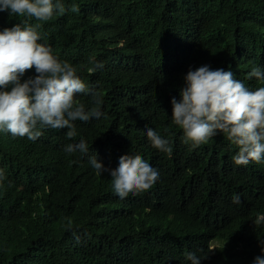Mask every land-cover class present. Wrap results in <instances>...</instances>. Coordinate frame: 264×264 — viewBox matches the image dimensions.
<instances>
[{
	"label": "trees",
	"instance_id": "obj_1",
	"mask_svg": "<svg viewBox=\"0 0 264 264\" xmlns=\"http://www.w3.org/2000/svg\"><path fill=\"white\" fill-rule=\"evenodd\" d=\"M62 2L64 14L54 15L65 25V29L55 30L59 38L56 51L62 58L72 59L81 79L91 84L93 92L100 93L103 103L99 108L104 115L88 122L76 121L73 140L66 138L67 128L41 129L43 134L36 141L26 136L9 138L0 132V168L6 176L0 184V264H191L186 258L188 252L207 256L201 264H253L256 256H264L256 248V238L264 237L263 229L256 228L252 215L257 205H264V195L253 194L244 207L233 202V195H238L236 172L227 161L232 143L221 133L216 139L226 154L222 160H212L182 143L174 123H155L154 118L150 121L151 128L163 138L176 141L175 156L186 165H197L201 171L195 173L204 174L211 189L187 192L191 206L204 213L203 218L192 221L193 240L187 244L184 221L174 217L171 227L162 209L163 202L180 203L177 194L185 192L186 196L184 182L163 180L158 191L130 193L121 199L110 189L109 174L96 173L89 163L91 156L101 158L92 150L95 146L102 152L101 161L111 168H115L111 159L115 158L118 167L119 158L128 153L147 156L145 161L151 165L150 156L157 157L161 152L149 140L147 145L137 147L127 122H121L118 90L126 88L119 81L124 68L123 55L117 47L121 41L137 42L142 53L146 75L135 88L142 93L127 104L130 112H137V117L142 118L157 110H153L157 80L166 75L179 79L205 57L230 64L241 76L248 77L253 66L264 69V0ZM73 5L79 11H71ZM165 35L184 39L182 66L174 55L170 59L161 46L147 41ZM78 38L90 40V52H80ZM96 62L102 63L103 68L90 72ZM251 80L264 84L255 77ZM77 100L86 110L95 106L91 95L81 94ZM81 139L89 146L88 154L64 151L67 144ZM89 171L95 177L104 175V181L93 179ZM217 189L221 191L220 204L212 192ZM136 209L157 219L160 229L165 225L169 228L160 232V243L148 236L144 215H133ZM103 210L121 220L123 230H119L118 237L107 234ZM109 227L112 229L110 223ZM69 233L78 234L84 256L66 251ZM212 242L218 248L208 252Z\"/></svg>",
	"mask_w": 264,
	"mask_h": 264
},
{
	"label": "clouds",
	"instance_id": "obj_2",
	"mask_svg": "<svg viewBox=\"0 0 264 264\" xmlns=\"http://www.w3.org/2000/svg\"><path fill=\"white\" fill-rule=\"evenodd\" d=\"M71 11H79V8L73 5ZM64 12L62 0H55V3L53 0H0V132L9 138L26 136L36 141L43 134L41 129L67 128L66 138L73 140L76 137V121L88 122L104 115L99 108L103 103L100 93L93 92L91 84L81 79L72 59L62 58L56 51L59 38L55 30L65 29V25L54 15ZM14 17L18 19L11 22ZM4 20L8 22L5 24ZM77 41L80 52H90L89 39L78 38ZM147 41L161 46L170 59L174 55L182 66L184 39L165 35ZM117 47L124 61L119 81L126 85L125 89L118 90L121 122H127L126 127L134 133L137 147L147 145L145 143L149 140L161 152L157 151V157L150 156L151 165L145 161L147 156L128 153L119 158L118 167L115 158L111 159L115 166L111 168L101 161L104 157L99 147L95 146L92 150L101 158L91 156L89 163L96 173L109 174L107 182L110 189L121 199L127 198L130 193L139 195L146 191H158L163 180L168 183L173 179L179 184L184 182L186 196L185 192L177 194L180 203L163 202L162 209L171 227L174 217L184 221L187 244L193 240L191 233L195 225L192 221L204 216L202 211L198 212L191 206L187 192H209L211 189L204 174L195 173L201 171L197 165H186L175 156L176 141L163 138L151 128L150 121L154 118L155 123L161 120L174 123L182 143L212 160L224 159L226 152L216 136L220 133L226 136L232 143L231 157L227 161L236 172L234 184L238 195H233V202H240L244 207L245 201L253 194L264 195V84L251 80L255 77L264 82V69L253 66L248 77L241 76L231 66L227 71L222 68L228 63L205 57L203 61L192 64L179 79L166 75L157 80L153 94V110H157L138 118V113L130 112L127 104L137 93H142V90L135 89L143 83L146 75L142 53L137 42L121 41ZM102 68L103 64L96 62L89 71ZM24 76L28 79H22ZM81 94L91 95L95 106L86 110L84 104L77 100ZM64 151L88 154L89 146L81 139L67 144ZM89 173L100 183L104 181V175L95 177ZM232 176L233 171L229 177ZM5 180L4 169L0 168V184ZM212 192L216 193L217 203L220 204L221 191ZM140 213L144 215L148 236L153 242L160 243V232L169 228L165 225L160 229L157 219L142 209L133 212V215ZM252 215L254 225L256 228L261 226L264 233V205H257ZM105 216L107 234L118 237L119 230H123L121 220L109 211H105ZM77 236L76 233L67 235L65 249L84 256L82 242ZM210 246L208 252L218 248L215 242ZM256 248L264 252V237L256 238ZM186 258L191 264H201L207 256L202 258L188 252ZM253 264H264V256H256Z\"/></svg>",
	"mask_w": 264,
	"mask_h": 264
},
{
	"label": "rangeland",
	"instance_id": "obj_3",
	"mask_svg": "<svg viewBox=\"0 0 264 264\" xmlns=\"http://www.w3.org/2000/svg\"><path fill=\"white\" fill-rule=\"evenodd\" d=\"M222 68L227 71L230 68V64H224Z\"/></svg>",
	"mask_w": 264,
	"mask_h": 264
}]
</instances>
